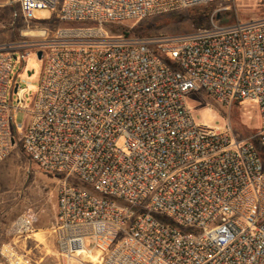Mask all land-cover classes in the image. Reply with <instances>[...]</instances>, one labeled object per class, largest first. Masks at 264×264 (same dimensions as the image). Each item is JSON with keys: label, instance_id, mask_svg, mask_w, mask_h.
<instances>
[{"label": "built area", "instance_id": "built-area-1", "mask_svg": "<svg viewBox=\"0 0 264 264\" xmlns=\"http://www.w3.org/2000/svg\"><path fill=\"white\" fill-rule=\"evenodd\" d=\"M231 1L17 0L28 30L35 11L61 25L0 45V163L18 144L58 178L53 234L66 260L264 264V18L220 25L213 14L208 28L172 37L106 29ZM25 49L42 53V74L32 105L17 89L12 108ZM200 91L224 106L256 103L257 132L237 139L196 124L187 96ZM19 111L26 124L13 126ZM36 221L28 210L11 222L0 264H34L19 241Z\"/></svg>", "mask_w": 264, "mask_h": 264}, {"label": "rangeland", "instance_id": "rangeland-1", "mask_svg": "<svg viewBox=\"0 0 264 264\" xmlns=\"http://www.w3.org/2000/svg\"><path fill=\"white\" fill-rule=\"evenodd\" d=\"M212 6L211 14H214V22L220 25L236 22L243 24L264 18V0H232ZM200 9L201 7H194L146 20L111 24L106 26V29L113 35L128 38L172 37L189 34L197 28L190 15ZM53 16L54 13L50 10L35 11L33 17L38 22L36 26L35 23L30 24L29 31L34 32L35 27L38 29L47 27L53 31L61 25L52 19ZM29 31L20 15L17 0H0V45L22 40L27 42L40 40L37 33H28L27 39L21 38L22 32ZM16 55L18 60L13 62L12 81L14 85H18V91L26 90L23 95V104L30 107L39 86L43 60H39L29 49L17 52ZM21 55H25L23 61ZM28 72L31 73L30 76L27 75ZM17 99L21 100L17 94L12 93L9 99L12 108L17 107ZM187 101L193 120L198 125L216 130L230 128L231 134L237 139L251 137L259 128L258 108L252 101H238L231 106H224L201 91L189 94ZM11 112L12 110L9 115ZM26 120V114L19 111L12 119V125H25ZM123 144L124 139L120 138L116 147L120 149ZM57 185L58 178L41 171L24 155L18 144L0 163V244L9 240L8 228L18 215L28 210L34 212L37 216L34 233L46 232L47 240V243L41 244L31 236L26 241V246L22 247L28 252L34 264H77L63 258L56 247L53 225ZM78 259L82 260L83 264H91L90 259H84L83 256H78Z\"/></svg>", "mask_w": 264, "mask_h": 264}, {"label": "trees", "instance_id": "trees-1", "mask_svg": "<svg viewBox=\"0 0 264 264\" xmlns=\"http://www.w3.org/2000/svg\"><path fill=\"white\" fill-rule=\"evenodd\" d=\"M212 8V5L201 6L200 10H195V12L190 15L191 20L197 26L196 29H206L210 26L209 19L212 15ZM139 37L142 38V36Z\"/></svg>", "mask_w": 264, "mask_h": 264}, {"label": "bare ground", "instance_id": "bare-ground-1", "mask_svg": "<svg viewBox=\"0 0 264 264\" xmlns=\"http://www.w3.org/2000/svg\"><path fill=\"white\" fill-rule=\"evenodd\" d=\"M29 31V30H28ZM30 32V31H29ZM33 34H35L36 32H32ZM27 35H29V34H27ZM31 36V35H30ZM48 233V232H47ZM32 237H33V239L35 240V241H37V242H39V243H41V244H45V242L47 241L46 240V232H44V231H38V232H36V233H33L32 234ZM47 243V242H46ZM47 245V244H46ZM79 256H82L81 254L79 255ZM83 258L84 259H90L89 261H91V263L95 260V258H94V256H83ZM77 259H78V257H77ZM73 262L72 263H83V261L82 260H76V259H73L72 260Z\"/></svg>", "mask_w": 264, "mask_h": 264}, {"label": "water", "instance_id": "water-1", "mask_svg": "<svg viewBox=\"0 0 264 264\" xmlns=\"http://www.w3.org/2000/svg\"><path fill=\"white\" fill-rule=\"evenodd\" d=\"M36 56H37V58H38L39 60H41L42 53H41V52H37V53H36ZM14 59H16L15 56H14ZM27 75L30 76L31 73L28 72ZM17 89H18V85L16 84V85H14V87H13V91H12V93H13V94H16V93H17ZM11 145H12V146L15 145V141H14L13 139H11Z\"/></svg>", "mask_w": 264, "mask_h": 264}, {"label": "crops", "instance_id": "crops-1", "mask_svg": "<svg viewBox=\"0 0 264 264\" xmlns=\"http://www.w3.org/2000/svg\"><path fill=\"white\" fill-rule=\"evenodd\" d=\"M27 241V240H26ZM26 241H23V240H21V241H19L20 242V247L22 248V247H25L26 246Z\"/></svg>", "mask_w": 264, "mask_h": 264}]
</instances>
